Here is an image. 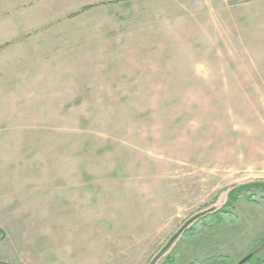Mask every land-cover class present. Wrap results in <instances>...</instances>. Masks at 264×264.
Instances as JSON below:
<instances>
[{"label":"rangeland","instance_id":"rangeland-1","mask_svg":"<svg viewBox=\"0 0 264 264\" xmlns=\"http://www.w3.org/2000/svg\"><path fill=\"white\" fill-rule=\"evenodd\" d=\"M107 1L0 0V264H149L264 180V0ZM233 213L172 264L253 251Z\"/></svg>","mask_w":264,"mask_h":264},{"label":"trees","instance_id":"trees-1","mask_svg":"<svg viewBox=\"0 0 264 264\" xmlns=\"http://www.w3.org/2000/svg\"><path fill=\"white\" fill-rule=\"evenodd\" d=\"M133 0H121L120 2H129ZM119 1L110 0L101 5H111L117 4ZM93 6H85L73 16H77ZM241 198H244L247 202L252 204L256 208H264V180H253L246 183H243L238 186H234L227 191L226 201L218 211H205L197 214L192 217L179 229L180 234L176 241L173 243L172 248L165 252L161 257L162 264H172L174 258L169 256L170 252L175 246L177 241L188 238H198L202 235V232L206 229H211L216 225L221 224L222 222H227L229 224H234L237 221V216L233 213L234 205ZM1 235H3L2 230L0 229ZM227 261H230L229 258L218 256L206 259L201 262H193V264H225ZM234 264H264V238L261 239L259 245L237 263Z\"/></svg>","mask_w":264,"mask_h":264},{"label":"water","instance_id":"water-1","mask_svg":"<svg viewBox=\"0 0 264 264\" xmlns=\"http://www.w3.org/2000/svg\"><path fill=\"white\" fill-rule=\"evenodd\" d=\"M179 233L176 234L175 236H173L170 239V241L168 242V244L158 253V255L149 264H156V262L160 259V257L168 250V248L170 247V245L176 240V238L178 237Z\"/></svg>","mask_w":264,"mask_h":264},{"label":"crops","instance_id":"crops-1","mask_svg":"<svg viewBox=\"0 0 264 264\" xmlns=\"http://www.w3.org/2000/svg\"><path fill=\"white\" fill-rule=\"evenodd\" d=\"M133 1H134V0H133ZM129 2H131V1H129ZM4 14H6V12L1 8V9H0V19L4 18V17H3Z\"/></svg>","mask_w":264,"mask_h":264}]
</instances>
